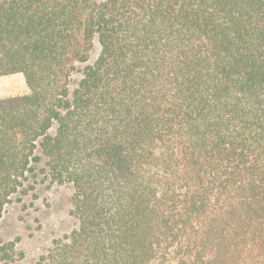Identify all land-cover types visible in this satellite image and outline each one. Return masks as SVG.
<instances>
[{
  "label": "trees",
  "instance_id": "16d2710c",
  "mask_svg": "<svg viewBox=\"0 0 264 264\" xmlns=\"http://www.w3.org/2000/svg\"><path fill=\"white\" fill-rule=\"evenodd\" d=\"M14 74L0 219L38 169L77 225L34 264H264V0H0Z\"/></svg>",
  "mask_w": 264,
  "mask_h": 264
},
{
  "label": "rangeland",
  "instance_id": "374dc122",
  "mask_svg": "<svg viewBox=\"0 0 264 264\" xmlns=\"http://www.w3.org/2000/svg\"><path fill=\"white\" fill-rule=\"evenodd\" d=\"M78 47V46H77ZM97 53V45L90 59ZM66 71L72 87L80 79L82 63L72 55L66 59ZM25 89L21 74L0 76V95L8 96ZM30 175L26 189H31L21 197L19 203L8 205L0 219V245L15 242V252L23 258L6 264H34L54 239L69 235L76 229V220L70 215L72 189L69 185L52 184L44 174Z\"/></svg>",
  "mask_w": 264,
  "mask_h": 264
}]
</instances>
